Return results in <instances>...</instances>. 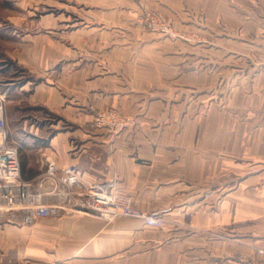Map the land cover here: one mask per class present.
<instances>
[{
  "label": "crops",
  "instance_id": "crops-1",
  "mask_svg": "<svg viewBox=\"0 0 264 264\" xmlns=\"http://www.w3.org/2000/svg\"><path fill=\"white\" fill-rule=\"evenodd\" d=\"M69 1L90 9L69 12V20H80L82 15L97 18L93 14L98 8L106 13L120 12L121 0ZM194 1L221 8L220 0ZM64 31L83 36L86 43V28L71 25ZM30 36L20 39L19 43L26 42L16 48L15 57L33 71L47 70L48 78L33 87L28 83L19 86L15 107L5 110V119L15 127L10 137L25 153L20 157L23 178H34L54 160L59 168L77 171L81 188L95 181L114 182L119 190L126 189L142 210L177 219L155 229L139 219L107 221L76 211L26 223L18 210H0V264L24 259L31 264H243V256L258 257L255 246L264 247L262 200L256 199L257 207H243L242 184L237 190H226L218 204L215 183L202 195L197 191L201 182L216 181L215 161L184 154L183 145L168 146L162 137L151 139L142 134L154 129L162 135L168 125L130 126L118 134L93 125V108L114 106L120 100L125 77L119 61L71 59L59 39L49 34L46 39ZM43 107L59 119L41 124L37 116ZM195 124L191 131L197 128V144L209 145L198 140L205 131L204 123ZM229 138L225 141L223 136V141L210 146L226 150ZM59 190L44 194V201L61 203Z\"/></svg>",
  "mask_w": 264,
  "mask_h": 264
},
{
  "label": "rangeland",
  "instance_id": "rangeland-1",
  "mask_svg": "<svg viewBox=\"0 0 264 264\" xmlns=\"http://www.w3.org/2000/svg\"><path fill=\"white\" fill-rule=\"evenodd\" d=\"M219 2L221 8L194 0L179 5L166 0H121L119 13L98 8L93 14L97 18L82 15L80 20H69V12L79 14L90 9L69 0H0V91L5 94L4 108L15 107L19 86L28 83L33 87L48 78L47 70L33 71L17 60L16 48L26 42L19 43L20 39H30V35L46 39L49 34L76 50L67 52L64 46V54L71 59L120 62L125 77L120 100L114 106L93 108V125L105 127L111 134L148 123L153 127L168 125L162 135L154 129L142 134L151 139L162 137L168 146L183 145L184 154L216 162V166L209 165L215 170L216 181L201 182L197 189L200 195L215 183L218 204L226 190H237L242 184L243 207H257L256 199L262 200L264 207V0ZM71 25L88 30L86 43L83 36L65 33ZM37 117L44 125L59 119L46 107ZM200 121L205 131L198 140L209 145L197 144V128L191 131V125ZM5 125L22 159L25 153L10 137L14 122L5 119ZM228 135L226 150L210 146L211 142L223 141V136L227 141ZM116 190L135 205L126 189ZM8 206L0 197V210H18L25 222L22 210ZM163 216L165 222L177 219ZM118 218L137 219H103ZM259 248L264 249L255 246L257 258L247 255L241 262L264 264V250L259 252ZM15 264L31 263L24 259Z\"/></svg>",
  "mask_w": 264,
  "mask_h": 264
},
{
  "label": "built area",
  "instance_id": "built-area-1",
  "mask_svg": "<svg viewBox=\"0 0 264 264\" xmlns=\"http://www.w3.org/2000/svg\"><path fill=\"white\" fill-rule=\"evenodd\" d=\"M4 101L5 94L0 91V197L6 205L22 210L25 222L83 211L109 220L128 216L149 226L164 225L163 214L136 207L129 196L116 190L114 182L95 181L81 188L77 171L70 167L59 168L54 160H49L47 167L34 178L24 179L19 147L10 140L5 125ZM55 190H59L61 203H44V194ZM263 250L259 248V252Z\"/></svg>",
  "mask_w": 264,
  "mask_h": 264
},
{
  "label": "trees",
  "instance_id": "trees-1",
  "mask_svg": "<svg viewBox=\"0 0 264 264\" xmlns=\"http://www.w3.org/2000/svg\"><path fill=\"white\" fill-rule=\"evenodd\" d=\"M4 70V69H3Z\"/></svg>",
  "mask_w": 264,
  "mask_h": 264
}]
</instances>
